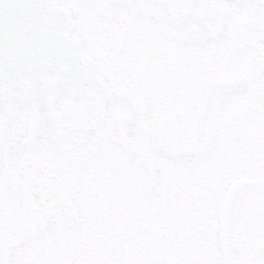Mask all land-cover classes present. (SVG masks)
Masks as SVG:
<instances>
[{
	"label": "flooded vegetation",
	"instance_id": "1",
	"mask_svg": "<svg viewBox=\"0 0 264 264\" xmlns=\"http://www.w3.org/2000/svg\"><path fill=\"white\" fill-rule=\"evenodd\" d=\"M50 4L65 13L64 31L76 54L79 76L61 86L56 84L61 77L55 75L39 80L22 75L1 85L0 175H5V150L14 143L46 147L77 179L95 176L99 163L116 161L105 140L104 91L136 90L163 105L177 87L184 61L198 50L222 67L226 79L244 81L245 86L221 98L213 129L215 154L196 173L141 175V189L147 192L153 186L158 191L155 208L162 248L167 235L184 244L178 227L164 226V216L177 221L183 209L207 211L218 214V239L227 251L231 246L240 251L247 246L246 261L264 264L260 236L264 229V0H51ZM123 116L119 104H114L111 117ZM46 171L52 174L50 166ZM209 195L219 198L218 209L211 208ZM54 202L60 222L76 215L67 198L57 197ZM30 205L43 227L44 209ZM33 233L29 228L20 231L15 243ZM6 241L14 244L9 237ZM5 248L1 249L7 252ZM8 258L5 253L1 261ZM33 258L42 260L21 254L26 263L34 264Z\"/></svg>",
	"mask_w": 264,
	"mask_h": 264
},
{
	"label": "rangeland",
	"instance_id": "2",
	"mask_svg": "<svg viewBox=\"0 0 264 264\" xmlns=\"http://www.w3.org/2000/svg\"><path fill=\"white\" fill-rule=\"evenodd\" d=\"M106 162L99 163L95 176L80 180L46 147L10 144L4 154L5 175H0V264L5 253L9 258L3 264L10 260L29 264L21 259V254L38 256L50 264H229L230 261H246L248 257L243 250L247 246L241 251L231 246L232 250L227 251L219 243L218 214L207 211L183 209L177 221L165 212L164 226L169 230L178 227L184 244H176L175 239L167 235L162 248L155 208L158 191L153 186L147 192L142 191L141 174L117 160L110 165ZM48 166L52 174L46 171ZM57 197L72 202L76 208L73 218L59 221L58 204L54 202ZM206 199L211 208H219V198L209 195ZM31 203L39 210L44 209L43 227L38 226ZM27 228L34 233L23 235L20 244H16L19 232ZM260 236L264 238V229ZM8 237L14 242L11 254L1 249L7 246ZM251 247L248 246V250Z\"/></svg>",
	"mask_w": 264,
	"mask_h": 264
},
{
	"label": "clouds",
	"instance_id": "3",
	"mask_svg": "<svg viewBox=\"0 0 264 264\" xmlns=\"http://www.w3.org/2000/svg\"><path fill=\"white\" fill-rule=\"evenodd\" d=\"M244 86V81L226 79L214 59L192 50L184 61L176 89L163 105L158 106L151 96L136 90L127 94L104 91L101 106L106 117L107 148L118 162L148 178L169 173L194 174L215 154L213 129L221 98L231 97ZM114 104L122 109V119L111 117ZM5 251L13 253L14 246L8 243ZM261 255L264 256V249ZM8 264L18 262L10 260ZM229 264H255V261Z\"/></svg>",
	"mask_w": 264,
	"mask_h": 264
},
{
	"label": "water",
	"instance_id": "4",
	"mask_svg": "<svg viewBox=\"0 0 264 264\" xmlns=\"http://www.w3.org/2000/svg\"><path fill=\"white\" fill-rule=\"evenodd\" d=\"M49 2L0 0V86L21 75L39 80L53 74L65 85L79 76L76 54L63 31L65 13Z\"/></svg>",
	"mask_w": 264,
	"mask_h": 264
}]
</instances>
